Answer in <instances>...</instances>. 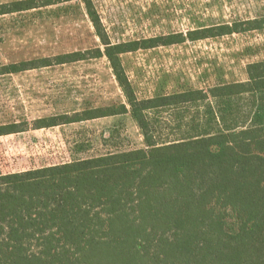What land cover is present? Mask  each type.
I'll list each match as a JSON object with an SVG mask.
<instances>
[{
	"label": "trees",
	"instance_id": "1",
	"mask_svg": "<svg viewBox=\"0 0 264 264\" xmlns=\"http://www.w3.org/2000/svg\"><path fill=\"white\" fill-rule=\"evenodd\" d=\"M70 1L15 0L0 4V16ZM83 2L101 46L5 64L0 74L106 57L126 102L39 118L32 128L130 113L146 147L0 171V264H264V60L247 65L245 81L148 98L122 61L260 30L264 17L113 42L94 1ZM29 127L2 124L0 136Z\"/></svg>",
	"mask_w": 264,
	"mask_h": 264
},
{
	"label": "rangeland",
	"instance_id": "2",
	"mask_svg": "<svg viewBox=\"0 0 264 264\" xmlns=\"http://www.w3.org/2000/svg\"><path fill=\"white\" fill-rule=\"evenodd\" d=\"M93 1L113 42L187 34L202 25L264 17V0ZM99 46L83 0L0 16V66ZM262 60L264 28L122 56L139 98L245 81L247 65ZM120 102L126 98L106 57L0 74V125L30 126L0 136V171L23 172L146 147L130 113L32 128L39 118ZM162 122V137H167L165 118Z\"/></svg>",
	"mask_w": 264,
	"mask_h": 264
}]
</instances>
